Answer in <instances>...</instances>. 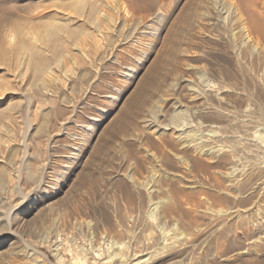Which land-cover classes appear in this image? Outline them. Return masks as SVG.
Wrapping results in <instances>:
<instances>
[{"label": "rangeland", "instance_id": "374dc122", "mask_svg": "<svg viewBox=\"0 0 264 264\" xmlns=\"http://www.w3.org/2000/svg\"><path fill=\"white\" fill-rule=\"evenodd\" d=\"M80 1L0 0V264H264V0Z\"/></svg>", "mask_w": 264, "mask_h": 264}, {"label": "bare ground", "instance_id": "6f19581e", "mask_svg": "<svg viewBox=\"0 0 264 264\" xmlns=\"http://www.w3.org/2000/svg\"><path fill=\"white\" fill-rule=\"evenodd\" d=\"M87 0H83V1H80V5H79V7H78V13H79V11L81 12V10H83V8L86 6V4H87ZM97 3V2H96ZM78 5V4H77ZM85 5V6H84ZM94 5H96L95 4V2H94ZM84 6V7H83ZM90 6V5H89ZM93 8V7H92ZM105 8V7H104ZM73 9V8H72ZM91 9V8H90ZM94 9V8H93ZM98 9H99V7H98ZM95 10V9H94ZM72 11V10H71ZM92 11V13L94 12L93 10H91ZM104 11V10H103ZM98 13V12H97ZM188 13V12H187ZM186 13V14H187ZM91 14V13H90ZM94 14V13H93ZM78 15V14H77ZM81 15V14H80ZM79 15V16H80ZM197 15V14H196ZM157 16V15H156ZM160 16V15H159ZM5 17H7L8 18V16H6V14H0V33L2 32V28L4 27L3 26V24L5 23ZM158 17V16H157ZM185 17V16H184ZM192 17H196L195 15L194 16H192ZM154 18V17H153ZM158 19V18H157ZM191 19V18H190ZM200 19V18H199ZM239 19L241 20V17H239ZM152 20V19H151ZM154 20V19H153ZM187 21L189 20V18H187L186 19ZM185 20V21H186ZM67 21V20H66ZM190 21V20H189ZM193 21L194 20H192V23H193ZM9 22V21H8ZM59 21H57L56 22V25H51L52 27L51 28H49V29H47V32H51L53 29H57V26H59L58 23ZM61 22V21H60ZM195 22V21H194ZM197 22V21H196ZM195 22V23H196ZM58 23V24H57ZM191 23V24H192ZM63 24V23H62ZM65 24H66V22H65ZM65 24H63V25H65ZM71 24V23H70ZM189 24V23H188ZM199 24V23H198ZM193 25H196V24H193ZM66 27L68 26V23H67V25H65ZM64 26V27H65ZM192 26V25H191ZM61 27V26H60ZM59 27V28H60ZM63 27V28H64ZM65 27V28H66ZM69 27V26H68ZM149 27V26H148ZM162 27V26H161ZM62 28V27H61ZM75 28V27H74ZM67 29V28H66ZM72 29V28H71ZM83 30V29H82ZM45 31V30H44ZM63 31V30H62ZM76 30H74V32H75ZM58 32V31H57ZM56 32V33H57ZM17 33V32H16ZM15 33V34H16ZM44 33H46V31L44 32ZM60 32H58V34H59ZM63 33V32H62ZM61 33V34H62ZM49 34V33H48ZM52 34V33H51ZM72 34H75V33H73L72 32ZM50 35V34H49ZM47 36V35H46ZM54 36V35H53ZM61 36V35H60ZM72 36H74V35H72ZM13 37H14V35H13ZM41 37V36H40ZM48 37V36H47ZM50 37V36H49ZM51 37H52V35H51ZM58 37V38H57ZM35 38V37H34ZM41 38H43L44 39V37H41ZM56 38L57 39H59V36L58 35H56ZM47 38H45V40H46ZM50 39V38H49ZM52 39V38H51ZM54 39H55V37H54ZM54 39H52V40H54ZM79 39V38H78ZM77 39V40H78ZM44 41V40H43ZM49 41V40H48ZM51 41V40H50ZM173 48H174V46H173ZM154 49V48H153ZM175 49H176V47H175ZM33 53V52H32ZM148 54H150V52L148 53ZM171 54H173V52H171ZM148 56V55H147ZM159 61V60H158ZM157 63V62H156ZM167 66V65H166ZM153 67H155L154 65H153ZM152 67V68H153ZM157 67H158V64H157ZM43 70H45V69H43ZM153 70V69H152ZM155 70V69H154ZM46 71V70H45ZM41 72V71H40ZM40 72H39V76H45V74L44 73H46V72H44V73H42V74H40ZM36 74H38V73H36ZM47 74V73H46ZM39 76H38V78L37 79H39ZM3 80V79H2ZM4 80H5V78H4ZM6 81V80H5ZM1 83L2 82H4V81H0ZM3 85L4 84H2V86L1 87H3ZM1 89H3V88H1ZM4 90V92H5V89H3ZM195 90V89H194ZM2 91V90H1ZM0 91V92H1ZM193 91V90H192ZM194 92V91H193ZM195 92H196V90H195ZM198 92V91H197ZM200 92V91H199ZM3 94V92L1 93V95ZM191 94H192V92H191ZM161 96V95H160ZM192 96H193V94H192ZM198 96V95H197ZM0 97H2V98H0V103L2 102V99H3V96H0ZM196 97V96H195ZM200 97V96H199ZM157 99V98H156ZM179 101V100H178ZM158 103V102H157ZM173 104V103H172ZM175 104V103H174ZM159 105V104H158ZM151 106V105H150ZM162 106H164V105H162ZM175 106V111L173 112V114L171 115V118H170V121H169V123H167V125H165V126H163L159 121V124H160V126L158 125L157 126V124H158V122H156L155 121V118L154 117H152V115H151V112H148V119H146L145 121H144V125L146 126V128H149V130L150 129H153V128H155L156 127V129L158 130H156V132H158V133H160L161 134V136L162 135H165V134H170V135H176L177 136V139H178V141L180 140V141H183L182 142V144L184 145V148H183V150L187 147H185V145L186 144H190V143H194V142H196L197 143V135L196 134H193V132L191 133V131H189V130H187V129H185V127L186 126H188V125H185V124H183L182 122H181V120H182V118H183V116H184V113H183V111H182V109H184V106L183 105H181V103L180 104H176V105H174ZM152 108H153V106H152ZM154 110V109H153ZM157 110H159V109H157ZM185 110V109H184ZM146 111V110H145ZM186 111H187V109H186ZM185 111V112H186ZM188 112H186V114H187ZM135 114V113H134ZM147 115V114H146ZM188 115V114H187ZM156 116V115H155ZM161 116V115H160ZM188 116H190V115H188ZM157 117V116H156ZM159 117V116H158ZM157 117V118H158ZM164 117V116H163ZM190 117H192V116H190ZM188 118V117H187ZM159 120V119H158ZM186 120H188V119H186L185 118V123L187 124V123H189V122H186ZM137 121V120H136ZM162 125V126H161ZM192 125V124H191ZM190 125V126H191ZM209 127V126H208ZM207 127V128H208ZM211 127V126H210ZM38 128V127H37ZM36 128V129H37ZM42 128V127H41ZM188 128V127H187ZM136 129V128H135ZM39 131H40V129H38ZM194 130V129H193ZM39 131H36V133L37 132H39ZM125 131V130H124ZM188 131V132H187ZM159 134V135H160ZM198 134V133H197ZM199 134H200V132H199ZM202 134V133H201ZM200 134V135H201ZM200 135H199V137H200ZM197 136V137H196ZM208 137V136H207ZM163 139V138H162ZM210 139V138H209ZM208 139V140H209ZM202 140V139H201ZM164 143V142H163ZM181 143V142H180ZM202 143V142H201ZM205 143V142H204ZM199 144V143H198ZM203 144V143H202ZM196 145V144H195ZM200 145V144H199ZM191 146V145H190ZM157 147H159L160 148V150H161V152H162V155L164 156V154H165V152H166V150L164 151V145H161V146H157ZM192 147V146H191ZM190 147V148H191ZM197 147V146H196ZM195 147V148H196ZM198 149H199V146L197 147ZM163 149V150H162ZM197 149V150H198ZM194 151H195V149H193ZM197 150H196V152H197ZM202 150V149H201ZM185 151V150H184ZM159 152V151H158ZM199 153H200V150H199ZM149 157V156H148ZM160 157V156H159ZM165 159V158H164ZM179 159H181V158H179ZM163 161H165V160H163ZM157 167V166H156ZM2 169V168H1ZM132 174V173H131ZM136 174V173H135ZM34 175V174H33ZM233 175V174H232ZM3 176V172L2 171H0V182L2 181V177ZM135 176V175H134ZM231 176V175H230ZM150 177V176H149ZM36 178V177H35ZM35 178H34V180H35ZM152 178V177H151ZM234 178V177H233ZM18 179L20 180V176H18ZM129 179H130V182L132 183V184H135V177H132L131 175H130V177H129ZM137 179V178H136ZM5 180V179H4ZM137 181V180H136ZM3 182V181H2ZM149 182H151V181H149ZM4 183V182H3ZM4 184H6V183H4ZM8 184V183H7ZM157 185V184H156ZM150 186V185H149ZM153 186V185H152ZM145 187H146V185H145ZM144 187V188H145ZM233 187V186H232ZM2 188V187H1ZM139 188V187H138ZM157 189V188H156ZM144 190V189H143ZM149 191V190H148ZM158 191V190H157ZM156 190L155 191H152V192H150L149 193V195H148V197L150 196H152V197H155L154 195H155V193L157 192ZM163 200V199H162ZM162 204L160 201L159 202H156V204L158 205V204ZM159 204V205H160ZM165 206V205H164ZM166 208V207H165ZM262 220H263V218H262ZM77 222V221H76ZM175 242V241H174ZM174 244V243H173ZM175 245V244H174ZM164 246L162 247V248H158L157 250H153L154 252H152V253H149V254H147L146 256L148 257L147 259L146 258H144V260H141V261H139V259H137V260H132V261H130V263H128V264H133L135 261L137 262V263H134V264H142V263H150V262H153V260L155 259V257H157L158 255H159V253H161V251H163L164 250ZM33 250V249H32ZM117 257H120V253H115L114 255H113V257H109L111 260H115V258H117ZM143 257V256H142ZM141 257V258H142ZM145 257V256H144ZM117 260V259H116ZM115 263L114 264H124V263H119V261L117 260V261H114Z\"/></svg>", "mask_w": 264, "mask_h": 264}]
</instances>
